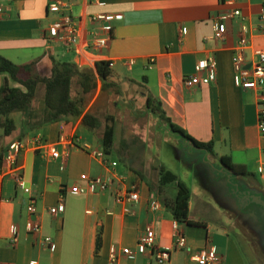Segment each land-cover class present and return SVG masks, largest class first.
I'll return each mask as SVG.
<instances>
[{
  "label": "crops",
  "instance_id": "crops-1",
  "mask_svg": "<svg viewBox=\"0 0 264 264\" xmlns=\"http://www.w3.org/2000/svg\"><path fill=\"white\" fill-rule=\"evenodd\" d=\"M52 1L0 0L4 9L0 19L1 56L17 65L35 64L34 72L41 77L50 75L52 59L72 62L82 70L93 72L97 88L101 81L96 63L111 62L110 82L116 83L119 90L120 84L141 87L146 108L150 96L161 103L166 119L195 140L213 144V154L197 150L171 132L164 122L168 133L177 135L182 142L184 155L199 156L193 162H198L199 174L209 180L204 192L224 205V214L225 203L231 199L242 204L244 198L240 195L246 192L264 199V139L258 123L259 96L257 91L236 85L232 61L242 34L249 40L248 65L254 61L256 50L264 51V34L258 31L262 0H64L78 27V40L71 49L47 37L48 28L58 19V14L49 10ZM236 9L241 11V17L216 20ZM98 13L121 16L112 22L109 45L104 49H97L92 43V34L100 23H93L91 17ZM217 27L223 31L222 40L213 38ZM209 55L217 59L216 82L186 88L184 78L195 75L198 62ZM4 81L5 76L0 75V88ZM75 82L77 79L73 85ZM11 85L25 90L17 83ZM111 89L117 91L108 90ZM44 90L40 84L36 99H43ZM95 103L96 99L89 102L84 114H93ZM95 131L83 126L81 116L44 125L22 139L27 145L18 163L26 185L31 188L30 197L35 200L34 216L27 212L29 196L17 187L12 177L3 173L4 155L10 144L19 140V133L4 135L0 142V264H112L113 252L117 257L115 264H157L151 253L141 254L137 250L138 238L147 227L155 230L157 247L170 251L167 264H203L194 257L210 246L223 257L222 264H249L229 224L202 213L194 214L192 194L190 224L176 221L164 206L165 200L175 198L176 186H161L160 175L147 180L133 165L127 168L114 146L107 157L118 162L116 174L124 178L126 188L134 183L140 191L137 202L117 204L113 198L118 185L114 173L81 148L82 144H89L102 150V142L94 137ZM36 138L53 145L61 139L74 138H79L80 143L72 148L68 164L63 166L33 144ZM57 147L62 150L61 145ZM222 157L237 167L235 175L221 163ZM241 171L247 175L240 174ZM82 175L102 176L111 180V186L103 193L74 195L70 188L84 184L80 180ZM62 196L64 211L52 215L50 209L59 205ZM154 203L159 204L157 210L153 209ZM32 219L41 224L38 237L28 230ZM175 225L187 238L186 247L179 250L173 245ZM13 229L17 231V245L12 243ZM45 237L51 239L52 251L43 242ZM127 249L134 255H124Z\"/></svg>",
  "mask_w": 264,
  "mask_h": 264
},
{
  "label": "built area",
  "instance_id": "built-area-1",
  "mask_svg": "<svg viewBox=\"0 0 264 264\" xmlns=\"http://www.w3.org/2000/svg\"><path fill=\"white\" fill-rule=\"evenodd\" d=\"M49 10L58 14V19L55 21L47 31V37L51 40H57L63 43L68 49H71L76 45L78 40V27L77 21L72 16L70 7L64 0H53L49 4ZM4 9L0 5V19L3 17ZM241 17L240 10H233L223 16L216 18V20L233 19ZM120 15H109L98 13L91 17L93 23H100L99 28L93 32V45L97 49L107 48L109 45V39L112 32V22L120 20ZM260 24L258 25V31L264 34V0H262V12L260 15ZM213 38L216 40H222L224 38L223 31L217 27L215 29ZM249 46V40L242 34L236 44L233 54V70L234 81L236 85L243 90L257 91L259 96V112L258 123L259 130L262 138L264 139V51L256 50L255 59L250 65L247 64L246 49ZM154 59L151 60L153 62ZM196 74L185 77L183 80L184 86L188 89L210 85L216 82L217 71V59L214 55L207 56L206 59L198 62L196 65ZM79 138L74 139H61L57 144H49L43 142L40 138L33 140V144L39 149H43L53 159L58 160L61 165L66 166L68 164L72 148L79 147ZM27 143L23 140H16L8 147L4 159L3 170L4 174L10 176L15 181L17 187H19L25 194L29 196L27 204V212L29 215H35V200L31 198V188L28 187L24 181V176L21 170V166L18 163L21 152L26 148ZM57 145L62 146L60 151ZM82 149L87 150L93 154L94 157L100 159L105 167H107L112 173H114V179L118 181V185L113 191V198L117 204L125 205L137 202L140 199V191L136 184H131L128 188L123 185L124 178L119 174H116L118 167L117 161H111L107 155L101 149H93L89 144H82ZM264 153V149H263ZM264 178V172H263ZM80 180L83 185L76 184L70 188V192L74 195H84L87 193H103L107 191L111 186V180L105 179L102 176L89 177L82 175ZM64 197L62 196L59 205L50 209L52 215H57L64 211ZM159 208L158 203L153 204V209ZM28 230L34 236L41 234V224L36 219H32L28 224ZM156 232L152 227H147L146 230L137 241V250L141 254L151 253L157 264H167L170 261L171 253L168 250H162L156 245ZM12 243L18 244V236L16 229L11 231ZM43 242L52 251V242L49 237L43 238ZM187 238L183 231L176 227L173 245L174 249L179 250L186 247ZM126 256H133L134 252L127 249L123 251ZM194 259L203 264H222L223 257L218 254L217 249L214 246L199 251ZM117 260L116 254L113 252L111 255V262L115 264Z\"/></svg>",
  "mask_w": 264,
  "mask_h": 264
},
{
  "label": "rangeland",
  "instance_id": "rangeland-1",
  "mask_svg": "<svg viewBox=\"0 0 264 264\" xmlns=\"http://www.w3.org/2000/svg\"><path fill=\"white\" fill-rule=\"evenodd\" d=\"M98 85L88 98V104L96 99L92 108L93 114L100 120V127L94 135L96 140L100 143L106 126L114 124L115 150L119 151L120 155L128 153L134 159L133 167L142 171L147 180L156 174L160 175V166L175 173L191 191L193 213H202L212 220L229 224L228 227L241 243L249 264H264V231H261V227L256 223L257 220L264 228L263 208L256 204H251L250 207L242 206L229 199V202L225 203L227 210L224 211L227 217L223 213L224 205L204 192V189L208 188L206 183L209 180H206L202 173L199 174L198 162H193L199 156L184 155V146L178 136L169 134L166 124L147 111L146 102L140 95L141 87L120 84V90L115 91L102 90L100 82ZM72 92L73 98H76L80 92L77 82L72 86ZM41 98L36 99V106L41 105ZM19 115L20 113H15L11 117L16 122ZM107 117H113V123L107 122ZM3 138L4 132L0 127V142ZM173 189L175 190L174 187ZM247 213H254L256 220L252 215L247 216Z\"/></svg>",
  "mask_w": 264,
  "mask_h": 264
},
{
  "label": "trees",
  "instance_id": "trees-1",
  "mask_svg": "<svg viewBox=\"0 0 264 264\" xmlns=\"http://www.w3.org/2000/svg\"><path fill=\"white\" fill-rule=\"evenodd\" d=\"M52 68L49 76L41 77L34 72L35 64L17 65L0 55V75L5 76V81L0 88V127L4 135L9 136L16 132L19 133V140H22L30 133L39 130L44 125L57 122L63 119H77L82 116V124L91 131L100 127V120L91 112L84 114L88 104L89 96L96 90L97 81L92 71L80 69L76 64L69 61H57L52 59ZM96 72L102 83V90L119 86L110 82L113 74L112 64L109 61L96 63ZM77 79L80 92L76 98L72 95V85ZM11 82L21 85L25 90L13 87ZM40 84L45 87L44 96L40 106L35 105L36 92ZM147 108L158 121H163L171 132L178 134L185 142H189L197 150H204L213 154V144L197 141L192 138L185 130L166 119L165 113L161 108V103L154 98L147 97ZM20 113L21 119L17 123L12 119V115ZM111 118H106L107 122ZM113 123V122H112ZM115 127L108 124L102 137V149L106 155L113 152L115 146ZM121 163L127 168H131L134 159L128 155H120ZM221 163L225 168L236 174L237 167L230 162V159L222 157ZM247 175L246 172H239ZM232 183V180H230ZM160 185H175L177 193L172 201H164V206L178 222L190 224L189 200L191 192L189 188L178 179V176L160 168Z\"/></svg>",
  "mask_w": 264,
  "mask_h": 264
},
{
  "label": "water",
  "instance_id": "water-1",
  "mask_svg": "<svg viewBox=\"0 0 264 264\" xmlns=\"http://www.w3.org/2000/svg\"><path fill=\"white\" fill-rule=\"evenodd\" d=\"M244 195L247 198V200H249L250 202L256 205L261 206L264 210V199L261 196L256 195V194L252 195L249 192H246Z\"/></svg>",
  "mask_w": 264,
  "mask_h": 264
},
{
  "label": "flooded vegetation",
  "instance_id": "flooded-vegetation-1",
  "mask_svg": "<svg viewBox=\"0 0 264 264\" xmlns=\"http://www.w3.org/2000/svg\"><path fill=\"white\" fill-rule=\"evenodd\" d=\"M231 179H232V176H231ZM232 184V183H231ZM241 196V199H242V197L244 198V199H242V201H243V203L241 204L242 206H247V207H250L251 206V204H253L252 202H250L249 200H247V198L245 197V195H240ZM240 199V198H239ZM249 215H252V217L254 218L255 217V214L254 213H247V216H249ZM250 217V216H249ZM251 217V218H252ZM255 220H256V218H254ZM256 223L258 224V227H261V228H259L261 231L263 230L264 231V228L257 222V220H256Z\"/></svg>",
  "mask_w": 264,
  "mask_h": 264
}]
</instances>
